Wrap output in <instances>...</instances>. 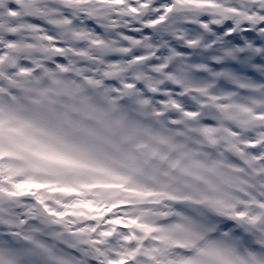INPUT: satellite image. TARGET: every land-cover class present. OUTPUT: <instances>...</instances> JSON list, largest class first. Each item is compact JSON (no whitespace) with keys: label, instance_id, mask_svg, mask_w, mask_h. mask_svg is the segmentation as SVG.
<instances>
[{"label":"clouds","instance_id":"clouds-1","mask_svg":"<svg viewBox=\"0 0 264 264\" xmlns=\"http://www.w3.org/2000/svg\"><path fill=\"white\" fill-rule=\"evenodd\" d=\"M256 49L264 0H5L0 264H264Z\"/></svg>","mask_w":264,"mask_h":264},{"label":"snow or ice","instance_id":"snow-or-ice-1","mask_svg":"<svg viewBox=\"0 0 264 264\" xmlns=\"http://www.w3.org/2000/svg\"><path fill=\"white\" fill-rule=\"evenodd\" d=\"M5 3V0H0V6H3ZM9 15L15 16L16 12L14 8H9ZM257 52H264V49H256ZM20 187V186H17ZM108 224L112 225L113 228H120V227H127V225H124L122 220L120 218H113L107 221ZM134 223V222H133ZM101 236H111L113 233L110 231H102ZM100 255H105V253L101 252ZM114 255L118 256V259H111L109 258L106 262V264H132V260L130 257H134L136 255V251H128L126 253H114Z\"/></svg>","mask_w":264,"mask_h":264}]
</instances>
